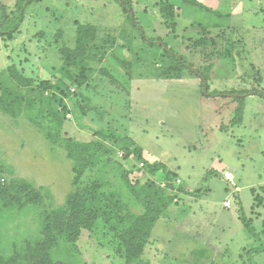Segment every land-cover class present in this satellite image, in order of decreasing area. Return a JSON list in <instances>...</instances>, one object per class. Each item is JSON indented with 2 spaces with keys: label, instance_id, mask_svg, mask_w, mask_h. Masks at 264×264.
Listing matches in <instances>:
<instances>
[{
  "label": "rangeland",
  "instance_id": "rangeland-1",
  "mask_svg": "<svg viewBox=\"0 0 264 264\" xmlns=\"http://www.w3.org/2000/svg\"><path fill=\"white\" fill-rule=\"evenodd\" d=\"M0 1L12 13L18 0ZM131 1L157 43L118 0H40L0 36V189L22 179L43 194L0 200V264L43 251L51 211L80 231L54 232L48 264H264V98L233 96L264 90V0L239 31L215 27L234 19L211 3L167 0L171 17L164 0ZM13 64L34 83L14 81ZM202 77L224 95L207 96ZM139 146L166 168L145 171ZM151 215L142 251L130 249Z\"/></svg>",
  "mask_w": 264,
  "mask_h": 264
},
{
  "label": "trees",
  "instance_id": "trees-1",
  "mask_svg": "<svg viewBox=\"0 0 264 264\" xmlns=\"http://www.w3.org/2000/svg\"><path fill=\"white\" fill-rule=\"evenodd\" d=\"M40 0H18L15 4V9L13 10L12 13H9L7 11V7L4 3L0 1V36H3L7 39H12L14 35L19 31L20 25L22 24L24 20V15L25 12L32 3L38 2ZM119 4L122 6L123 11L126 13L128 19L132 22V24L139 30L140 35L142 38L152 42V43H157L158 40L154 38H148L144 28L141 26V24L138 22L133 4L131 0H118ZM164 5L162 6L161 10L163 15L167 14L166 13V8L170 6L171 11L168 14L169 16H174V6L171 3H168L164 1ZM166 15V16H168ZM80 34L85 35V29L84 27H80ZM80 40H84L83 37L80 38ZM163 45V43L161 44ZM166 49V51L172 53L175 57V59L184 62V66L191 68L189 63L185 62L177 53L172 51L171 49L167 48L165 45H163ZM8 71L10 73V76L16 81L19 85L21 86H30L34 83V80L31 77H27L22 70H20L15 64L9 66ZM202 86L204 88V93L209 96V97H216L220 95H224V93H213L208 91V84L206 82V79L202 77ZM53 86V85H51ZM233 96L237 98L239 102H243L246 97L248 96H260L264 98V90L262 89H249V90H240L236 93H233ZM70 156L76 157V155H72L71 153L69 154ZM138 158L142 160L143 162V167L145 168V171H148L149 174L151 173H156L160 169H165L166 166L163 163H151L147 161L143 155H142V149L139 146L138 148ZM18 181V180H17ZM22 183L21 185L18 183ZM43 199V194L41 193V189L36 187L33 184L26 183L24 180H20L18 182L13 181L10 184H8L6 187L3 189H0V200L3 202V204L6 207L13 206L20 201L24 200L25 203H31L34 200H42ZM240 219L244 223V225L247 227L249 232L253 234L254 236H257L258 233L256 232L255 228L251 225L249 219L246 218V214L244 212V209H240ZM157 216L151 215L145 218L143 221L141 229L137 228L135 229V234L133 238H130L128 241L129 248H134L137 246V249L142 251L145 243L142 240L141 236V231H143L144 226L146 228V233L151 230V228L155 225ZM144 225V226H143ZM85 227H89L88 225H84ZM69 229L68 236H78V232L80 231V224L76 225L72 223L69 220H66L62 217L61 214L55 213L54 211L49 212L47 216V229H46V241L43 243V251L39 253L38 249L39 247H32L30 248V245L27 247L26 251H16L15 255L12 257V264H21L19 262L22 261V257L26 259L25 263H29V261L32 262V264H48V253H47V243L51 242L52 237L54 236V232L56 231V236L57 232L64 234V230ZM71 230V231H70ZM66 237V235H64ZM67 238V237H66ZM139 240V241H138ZM57 241V240H56ZM255 252H259L260 249L256 248L254 250ZM27 252V253H26ZM138 252V254H139ZM26 254V255H25ZM50 264V263H49Z\"/></svg>",
  "mask_w": 264,
  "mask_h": 264
},
{
  "label": "crops",
  "instance_id": "crops-1",
  "mask_svg": "<svg viewBox=\"0 0 264 264\" xmlns=\"http://www.w3.org/2000/svg\"><path fill=\"white\" fill-rule=\"evenodd\" d=\"M164 1L168 2L167 0H164ZM191 2H193V0ZM204 2L211 3L212 5L210 6L211 10L216 13L217 17L219 14V17L234 19L232 22H228L225 24L221 23L218 25L216 23L215 27L217 28L220 27V29H226V30L228 29L233 30V28H237V30L239 31L241 27L247 28V26L250 25L249 22H247L248 24H246V21H245V18H247L246 15H248L249 12H251V8H257L256 5L259 4L261 0H202V1L195 0V2L193 3L198 4V5L202 3L203 5H206ZM253 2H255V4H253ZM174 9H175V14L177 15L179 11L178 10L179 7L174 6ZM238 19H241V21H239ZM188 24L191 26V22H189ZM150 158L151 157L149 156L147 160L153 163ZM156 159H153V160H156Z\"/></svg>",
  "mask_w": 264,
  "mask_h": 264
},
{
  "label": "built area",
  "instance_id": "built-area-1",
  "mask_svg": "<svg viewBox=\"0 0 264 264\" xmlns=\"http://www.w3.org/2000/svg\"><path fill=\"white\" fill-rule=\"evenodd\" d=\"M225 179H226L227 181H232V180H233V175H232L231 173H229V172H226V173H225ZM230 205H231L230 202H227V203H226L227 208H229Z\"/></svg>",
  "mask_w": 264,
  "mask_h": 264
}]
</instances>
